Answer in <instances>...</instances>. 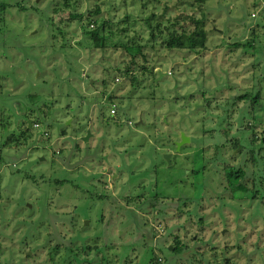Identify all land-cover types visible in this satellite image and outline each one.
Instances as JSON below:
<instances>
[{
	"label": "rangeland",
	"instance_id": "374dc122",
	"mask_svg": "<svg viewBox=\"0 0 264 264\" xmlns=\"http://www.w3.org/2000/svg\"><path fill=\"white\" fill-rule=\"evenodd\" d=\"M0 3V264H264V0Z\"/></svg>",
	"mask_w": 264,
	"mask_h": 264
},
{
	"label": "trees",
	"instance_id": "16d2710c",
	"mask_svg": "<svg viewBox=\"0 0 264 264\" xmlns=\"http://www.w3.org/2000/svg\"><path fill=\"white\" fill-rule=\"evenodd\" d=\"M195 1H197L200 4H202L206 0H195ZM5 6H6L5 4L0 3V14L5 10V8H6ZM98 13H99L98 9L95 8L94 14L98 15ZM90 16H92V15H89V16H87L85 18V25L88 28L89 27H94L93 23H97V20L95 19V20L92 21L89 18ZM151 16H153V15H151ZM77 17L79 18V20H82L83 16L82 15H78ZM191 23H192V29L190 31H186V30H184V28L178 29V30H175V29L167 30V33H165V35L162 38L161 45L164 46L168 50L177 49V50H186V51H190V52H195V51L204 49L205 45H206V41H207V33H206L205 29H204V23L201 20H199V19L196 20V19H193V18L191 19ZM162 31L163 30H158L157 27H154L153 29L150 30V34L149 35L154 40L155 36H160L159 34H162ZM100 32H101L100 27H97V28H95V30H90V31H88V33H86L90 37V39L93 40L94 46L96 48H104L105 47V39L106 38L104 37V35H100ZM243 45H249V44L247 42V43H244ZM235 46H238V45H235ZM123 47L127 49V45H123ZM129 49H133L132 51L135 50L134 52H140V47L139 46H136L135 48H133V47L131 48L130 47ZM127 71L128 70H126L125 72H127ZM125 74H127V73H125ZM248 98H250V97L247 94H242L239 97H237L236 99H237V102H239V101L241 102L243 100L247 101ZM259 98H260L259 94H256L255 96L251 97L252 103H256V100H258ZM26 119L29 120L28 117ZM27 120L24 121L25 131H23V133L28 131ZM35 123L38 124V122L31 120V129L33 128V124H35ZM249 130H251V129H249ZM168 140L169 139L164 140L165 143H166L165 145L168 144V142H169ZM261 142H262V144L264 146V137H262V141ZM172 144H173V147H174V142ZM159 145H161V143H159ZM240 146L241 145L239 144L238 140H234L233 141V148L236 149V148H239ZM243 152H244V155L246 156L247 151L245 150V148L243 149ZM231 157H232L233 160L235 159V157H233V156H231ZM249 157L253 161L255 160V162L262 163L263 172H260L258 174H261V173L264 174V160H263V158H261L260 160H256V154L253 153L252 151H251V155L249 154V156H247V159H246L247 162H248V158ZM232 159H229V160H232ZM226 163H228L227 160H226ZM237 169H236L235 166L223 164V167L220 169V173L222 175V178L224 177V179L226 181V184H227V187L231 190V192L232 191L235 192L238 189H241V190H243L245 192L246 191V183L243 184V183L240 182V183H237L235 185V182H233L231 180L232 176H234L235 179H236V177L238 176L237 174L242 172L241 168H237ZM236 170H237V172H236ZM259 170L260 169H258L257 172ZM262 174L257 176L256 179L252 180V185H253L252 188H255L254 191H253L254 192L253 193L254 196H257L259 194L260 195L264 194V189H263L264 186H262V184L264 183V176ZM259 190H261V191H259ZM177 244L178 243L175 242V244L173 245V249L167 248L166 249L167 252L172 253V254H181L182 253V248H181V246H178ZM184 248H187V246H185ZM53 255H54V251H53L52 256ZM155 260H156V258L153 257V258L150 259L149 263L150 264H152V263L156 264Z\"/></svg>",
	"mask_w": 264,
	"mask_h": 264
},
{
	"label": "water",
	"instance_id": "95a60500",
	"mask_svg": "<svg viewBox=\"0 0 264 264\" xmlns=\"http://www.w3.org/2000/svg\"><path fill=\"white\" fill-rule=\"evenodd\" d=\"M27 124H28V128L30 129L31 128V121L28 120L27 121ZM88 137H89V134H87V136L83 137L82 140L83 141H87ZM186 142L187 141H186L184 135L182 134L181 135V138H180V142L179 143L178 142L175 143V145L178 146V147H180L181 145L185 144ZM169 156H170L169 154H164V158L167 159L168 162H169Z\"/></svg>",
	"mask_w": 264,
	"mask_h": 264
},
{
	"label": "built area",
	"instance_id": "2783aa9c",
	"mask_svg": "<svg viewBox=\"0 0 264 264\" xmlns=\"http://www.w3.org/2000/svg\"><path fill=\"white\" fill-rule=\"evenodd\" d=\"M110 112H111V113H114V109L112 108ZM39 126H40V125L37 124V123L33 124V128H39Z\"/></svg>",
	"mask_w": 264,
	"mask_h": 264
}]
</instances>
